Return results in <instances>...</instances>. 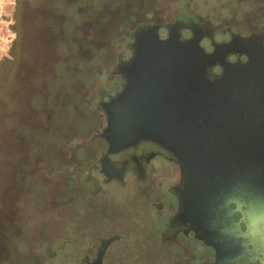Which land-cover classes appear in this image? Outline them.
I'll use <instances>...</instances> for the list:
<instances>
[{
    "label": "flooded vegetation",
    "instance_id": "flooded-vegetation-1",
    "mask_svg": "<svg viewBox=\"0 0 264 264\" xmlns=\"http://www.w3.org/2000/svg\"><path fill=\"white\" fill-rule=\"evenodd\" d=\"M151 25L158 26L160 40L195 41L206 54L213 53V74L222 70L218 63L245 62L237 53L249 44L264 51V23L260 29L216 28L211 21L177 16L171 23L138 27L128 45L130 56L135 38ZM127 60L120 59L109 78L110 90L97 100L100 123L80 152L90 159L75 186L76 196L68 198L75 204L73 217L57 227V204L54 195L48 198L37 219L31 264H264V225L254 246L249 244L241 213L235 211L234 201L245 210L240 198L221 195L217 185L204 191L152 144L107 152L99 137L106 125L102 109L121 90ZM260 203L264 206L263 198ZM262 212L264 219V208Z\"/></svg>",
    "mask_w": 264,
    "mask_h": 264
},
{
    "label": "rangeland",
    "instance_id": "rangeland-1",
    "mask_svg": "<svg viewBox=\"0 0 264 264\" xmlns=\"http://www.w3.org/2000/svg\"><path fill=\"white\" fill-rule=\"evenodd\" d=\"M101 1L103 5L94 13L96 18L93 21H78L80 24L67 26L68 30L61 29V35L64 31L69 35L76 31L79 33L62 60V69L69 73L68 76L59 77L58 87L43 85L42 82L27 86L26 90L33 91L34 97L27 106L35 111L29 122L32 127L28 132L29 141L10 134L9 129L0 137L1 264L32 263L31 251L37 242L36 230L40 224L37 219L49 197L54 195L57 204V227H63L73 217L75 204L70 205L68 198L76 196L75 186L84 176L90 159L80 152L87 149L88 140L100 123L102 111L97 100L110 90L109 78L116 74L120 59L130 57L128 45L138 27L150 23H171L177 16L211 21L216 28L233 25L238 29H260L264 23V0H189L188 4L176 7L173 5L175 0ZM15 6L16 0H0V63L3 59H10V46L15 38L11 29ZM80 11L86 10L83 7ZM76 12L78 14L79 11ZM31 20L29 13L22 15L21 49L28 57L25 63H21L23 76H27L26 64L29 62L37 67L35 75L53 74L56 61L54 57L52 60L43 58L41 45L38 51ZM44 59L47 67L42 65ZM91 59L96 60V72L87 66ZM98 70L103 71L101 76L103 74L104 79L96 78ZM52 100L57 109L53 120ZM49 225L51 228L53 223Z\"/></svg>",
    "mask_w": 264,
    "mask_h": 264
},
{
    "label": "water",
    "instance_id": "water-1",
    "mask_svg": "<svg viewBox=\"0 0 264 264\" xmlns=\"http://www.w3.org/2000/svg\"><path fill=\"white\" fill-rule=\"evenodd\" d=\"M157 28L135 38L122 88L103 105L99 137L110 154L152 144L204 191L217 185L240 198L245 210L234 201L235 211L254 246L264 225V51L249 44L237 53L245 62L218 63L213 74V53L195 41L160 40Z\"/></svg>",
    "mask_w": 264,
    "mask_h": 264
},
{
    "label": "trees",
    "instance_id": "trees-1",
    "mask_svg": "<svg viewBox=\"0 0 264 264\" xmlns=\"http://www.w3.org/2000/svg\"><path fill=\"white\" fill-rule=\"evenodd\" d=\"M180 2L181 0H175L173 5H176H174V7L188 4L189 0H183L182 4ZM102 5L103 1L101 0H16L13 15L14 24L11 26V29L15 33V38L10 46V59H3L0 63V137L9 129L10 134L16 137L18 136L21 139L26 138L25 140L29 141L28 132L32 130V127L29 126V122L31 116H34L35 111L27 106L30 99L34 98L32 97L33 91L26 90L27 86L33 87L41 82L43 85L47 86H59V77L65 76L68 73H65L62 69V60H64V56L68 54V49L71 48L73 45L72 43H75L74 39L77 37V34H79L78 31H76L69 35L68 31L66 33L64 31V35H61V29L68 30L67 26H70L71 23L77 25V23L80 24L81 21H84V23H87L88 20L93 21L96 18L94 13L99 9V6ZM83 7L86 10L85 12L80 11V9L83 10ZM76 11H79L78 14ZM26 13L31 15V23L34 22L32 23L31 31L33 34L34 32L36 33V37L34 34V38L38 41V51L41 45L43 58L48 57L52 60L54 57L56 61L54 65L55 73L53 74H46L45 72L41 75H35V72L36 74L38 73V71H36L37 67L35 68V65L29 62L26 64L27 76H25L26 74L23 76L21 63H25L28 57L23 55L24 53L21 49L20 26L22 25V15ZM95 61V59H91L87 63V66L92 68L91 71L94 72H96ZM42 65L47 67L48 63L46 59L43 60ZM102 72V70H98V72L95 73L97 79L105 78L103 74L101 76ZM8 94L12 97L11 100L8 99ZM32 105H34V103ZM55 105L56 103L52 100L50 104V110L53 112L51 120L56 119L57 109ZM5 108L6 110L3 111ZM49 123L50 122H48V124ZM10 128L13 129L11 130ZM1 263L2 261L0 260V264Z\"/></svg>",
    "mask_w": 264,
    "mask_h": 264
}]
</instances>
